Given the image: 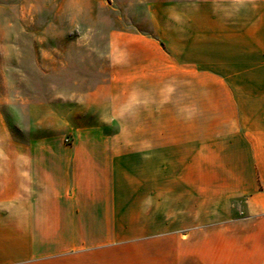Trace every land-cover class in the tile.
Instances as JSON below:
<instances>
[{
    "label": "crops",
    "instance_id": "obj_1",
    "mask_svg": "<svg viewBox=\"0 0 264 264\" xmlns=\"http://www.w3.org/2000/svg\"><path fill=\"white\" fill-rule=\"evenodd\" d=\"M148 19L111 46L129 61L111 57L108 118L69 142L18 139L0 104V264H264V0H154ZM138 80L151 124H122ZM168 85H194V125L155 124Z\"/></svg>",
    "mask_w": 264,
    "mask_h": 264
},
{
    "label": "rangeland",
    "instance_id": "obj_2",
    "mask_svg": "<svg viewBox=\"0 0 264 264\" xmlns=\"http://www.w3.org/2000/svg\"><path fill=\"white\" fill-rule=\"evenodd\" d=\"M152 1L0 0V104L10 131L23 141L60 135L69 142L95 113L107 119L111 57L129 61L111 55V46H124L131 35H152ZM119 88L131 101L120 122L151 124L141 114L154 88L139 80ZM164 99L166 117L155 124L194 125V117L180 116L194 113V85H168Z\"/></svg>",
    "mask_w": 264,
    "mask_h": 264
}]
</instances>
